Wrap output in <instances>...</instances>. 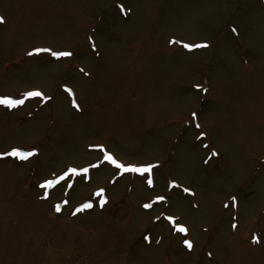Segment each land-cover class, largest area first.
<instances>
[{"label": "rangeland", "instance_id": "1", "mask_svg": "<svg viewBox=\"0 0 264 264\" xmlns=\"http://www.w3.org/2000/svg\"><path fill=\"white\" fill-rule=\"evenodd\" d=\"M0 17V264H264V0Z\"/></svg>", "mask_w": 264, "mask_h": 264}, {"label": "snow or ice", "instance_id": "2", "mask_svg": "<svg viewBox=\"0 0 264 264\" xmlns=\"http://www.w3.org/2000/svg\"><path fill=\"white\" fill-rule=\"evenodd\" d=\"M3 22H4L3 18L0 17V23H3ZM233 31H235V29H233ZM172 43H176V42L173 41ZM184 47H186V48H191V47H196V48H206V47H208V45H207V44H199V45H194V46H191V45H184ZM38 51H40V50H38ZM31 54H32V53H29V55H31ZM59 55H62V56H70L71 53H67V52H66V53H60ZM29 95H32V96H41L42 94L39 93V92H34V93H30ZM0 103H2V104H6V105H8V106H10V107H14L16 104L22 103V101H17V102H15V103H13L12 101H10V100H6V99H5V100H0ZM10 155L16 156V157H18L19 159H26L27 156H28V155H31V154H30V153L25 154V153H21V152L17 151V152L10 153ZM109 159H111V158L109 157ZM125 170H127V169H125ZM133 170H134V171H140V170H138V169H133ZM142 171L147 172V171H150V169L145 168V169H143ZM87 207H91V205H87ZM57 210H59V209H57ZM179 231L184 232V231H186V230L183 229V228H181V229H179ZM254 242H257V241H254ZM186 244H187V247H188L189 249L192 248V244H191V242H186Z\"/></svg>", "mask_w": 264, "mask_h": 264}]
</instances>
